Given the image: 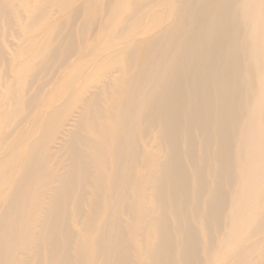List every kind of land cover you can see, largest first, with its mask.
<instances>
[{
	"label": "bare ground",
	"instance_id": "6f19581e",
	"mask_svg": "<svg viewBox=\"0 0 264 264\" xmlns=\"http://www.w3.org/2000/svg\"><path fill=\"white\" fill-rule=\"evenodd\" d=\"M0 264H264V0H0Z\"/></svg>",
	"mask_w": 264,
	"mask_h": 264
}]
</instances>
